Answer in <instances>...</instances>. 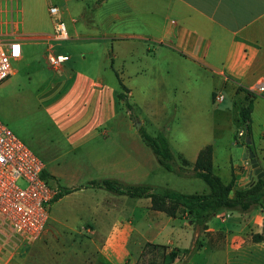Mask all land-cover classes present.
<instances>
[{
    "label": "crops",
    "instance_id": "obj_1",
    "mask_svg": "<svg viewBox=\"0 0 264 264\" xmlns=\"http://www.w3.org/2000/svg\"><path fill=\"white\" fill-rule=\"evenodd\" d=\"M52 1L0 0V36H18L21 45L30 42L44 46L43 53H38L43 58L49 48L69 55V59L56 68L50 66L45 58L52 71L46 76L50 81L48 87L42 88L43 75L38 74L37 77V86L41 87L37 92H43L41 101L55 113L52 116L56 128L52 132L54 137L46 143L47 151L52 153L49 162H44L47 179L50 177L48 183L59 190L62 186H80L57 200L87 189L101 188L91 184L92 180L116 178L127 183H146L154 170L160 171L158 168L162 164L139 133L140 126H151L154 120L142 112L149 111L162 119L167 117V112L180 107L179 110L185 113L183 125L187 129L201 127L209 121L213 125V110L227 113L234 123L235 99L244 98L246 90L264 80V0H110L107 14L110 22L139 21L141 30L136 26L130 28L114 24L79 25L74 13L80 10L81 2L65 0L66 14L64 11L61 13L68 38L63 40L49 36L53 22L45 23L42 15L45 11L49 14L48 7ZM18 14L22 16L20 19L16 16ZM24 15L30 17L28 23ZM20 26L26 28L25 31L40 33L37 36L42 38L24 41ZM152 41L158 43L157 47L150 46ZM78 46L94 48L78 50ZM135 46H141L136 57ZM147 51L158 52L159 55L164 53L168 57L159 65L163 62L171 65L175 58H185L197 66L186 74L188 81L181 85L185 88L180 87V91L173 88V98L165 89L169 68L164 74L160 68L156 74L151 71ZM23 57L22 47L21 56L13 60H22ZM11 77L10 71L0 82V90ZM151 77L160 87L153 95L150 93ZM198 87L203 88L200 102L195 94ZM218 90L223 92L224 98L227 95L231 99V107L218 109L217 105L214 106L213 94ZM120 92L126 94L131 105L125 114L120 113L126 106L124 99L119 97ZM135 110L140 112L138 116L127 118ZM196 111L205 112L199 117L200 124ZM250 118L253 151L264 170V90L256 93ZM137 120L139 126L135 125ZM183 140L182 147L173 148L168 139L179 163L184 159L191 168L199 150L211 144L214 172L224 176V179L220 176L224 182L232 178L236 183L248 181V164H244L243 158L241 163L230 162L231 167L226 166L224 174L220 168L216 170L220 166L222 143L214 145V142L202 141L198 135ZM107 192L105 200L86 206L89 214L83 220V229L88 235L97 237L102 235L97 225H105L108 233L103 239L114 236L122 242L129 233L144 226L152 228L156 221V234L162 235V240H147L144 246L150 243L165 247V250L161 261L155 262L151 258L156 249L145 251L143 246L142 253L147 259L141 264H264V238L254 240L252 237L254 233L263 232L264 211L260 205L247 210L221 209L208 218L204 228H200L191 222L186 212L167 216L164 211L151 209L149 197H131L135 198L134 201L125 203L130 210L120 220L119 202L115 196L118 193ZM48 232L49 226L44 231V240L33 243L32 258L36 252L45 251ZM30 240L19 241L23 244ZM110 246L116 244L111 240ZM97 251L101 259H108L100 248ZM169 251H176L177 255L164 262V255ZM14 255L7 257V264ZM91 261L87 263L91 264ZM96 261L104 264L103 260Z\"/></svg>",
    "mask_w": 264,
    "mask_h": 264
},
{
    "label": "rangeland",
    "instance_id": "obj_2",
    "mask_svg": "<svg viewBox=\"0 0 264 264\" xmlns=\"http://www.w3.org/2000/svg\"><path fill=\"white\" fill-rule=\"evenodd\" d=\"M75 1L81 2L80 10L74 13V18L77 20L76 23L79 25L101 26L114 24L117 26L126 25L130 28L136 26L137 30L142 29V24L139 21L110 22L109 17L107 16L110 10V0H105V2H102V0ZM71 2L72 0L69 1V3ZM101 2L102 4L97 6ZM50 5H56L58 13L51 15L50 12L49 14L46 11L43 12L42 15L45 23H54L56 19H62L64 21L61 11H64L66 14V11L64 10L66 8L65 0H53ZM16 16L19 19L22 17L20 14ZM28 19H30V17L24 15L26 23H28ZM20 30H22L20 33L22 32L24 35V41H32L34 39L42 38L37 36L40 33L25 31L26 28L22 29L21 26ZM48 32L52 33V31ZM157 45V42H150V46L152 48L157 47ZM22 47L24 55L23 59L11 60V80L8 84H6V86L3 85L0 90V120L29 149L39 156L43 162L48 163V158L52 151H47L46 143L50 138L54 137L52 132L56 130V128L52 116H54L55 113L53 110L46 108L45 103H42L41 96L43 95V92H37V88L40 87L37 86V77L38 74L43 75L45 78L42 82V88L48 87L50 81L48 78L46 79V76L50 75L52 71L45 61V58L38 55L40 52L43 53L45 48L44 46L24 42ZM81 48L88 50L94 48V46L77 47L78 50ZM139 49H141V46L134 47L135 57L139 54ZM147 53L150 55L148 58V66L151 68V71L154 70L153 72L155 74L158 72L159 68L163 74L169 68V73H166L169 77L167 78L165 89L170 93L169 95L172 96V98L174 96L173 88L177 87L178 91H180V87L185 88L181 85H185L188 81L185 79L189 78V76L186 77V74H189L191 70L193 71V69H197L195 64L185 58H175V63H172L171 65L168 63L163 64L164 62L159 65V62L166 61L164 58L168 57H166L164 53L160 55L158 52L153 53V51H147ZM89 56L90 55L88 54L87 57L89 58ZM81 66H86V64ZM198 70L201 71L200 68ZM192 81L193 80L191 79V82ZM150 85L151 95L158 90L157 88L160 89V87L156 86V82L153 81L152 77ZM202 89V87H198V90L195 92L199 102L202 100ZM179 94H181V92H178V95ZM210 105L212 107L217 105L218 109H225L226 106L231 107V99L226 95L222 101L215 103L214 106L210 101ZM179 108L176 111L167 112V117L162 119L159 118L158 115H151V112L149 111L142 112V114L147 117H151L154 120L151 126L147 125L146 128L142 127L152 135H156L158 133L165 134V136L170 139L173 148L182 147L183 145L181 143H185L183 138L193 139L196 135H198L202 141L214 142V145H220L222 143L223 150H220V166L216 168V170L220 168L222 174L225 173L226 166L230 169V162H243L242 154L246 149V145L245 128L242 125H237L235 122L232 123L231 120H229L227 113L216 112L218 110H213V114L215 116L213 125H210L212 123L209 121L208 123L204 122L201 127L199 125V127L187 129L183 125L185 122V113L180 111ZM125 111H127L126 106L123 107L120 113L125 114ZM139 113V111L135 110L131 113V115L128 114L127 118L130 116L131 118H136ZM203 113L205 112H195V116L198 118L197 120L199 121V124L201 123V118L199 119V117L202 116ZM208 113L210 114V112ZM240 129H243L244 135H238V131ZM177 162L179 163L178 160ZM59 166L61 167V165ZM158 169H160V171L154 170L148 177L146 183L154 184L156 186L167 185L174 189L188 193L195 191L200 192L208 189L206 182L201 178L190 174H177L174 171L165 169L162 165ZM49 178L50 177H48V179ZM222 178L224 179V176H222ZM57 190L59 191L58 187ZM106 193L109 192H107L104 188H91L85 190V192H79L69 196L67 195L60 200L50 202L48 204V210L50 209L48 213L49 217L45 225V229L49 226L47 238L48 245L45 251L40 250L36 252V255H34L33 258L32 245L37 241L44 240L45 229L38 238L20 244L19 239H16L8 227H0V248L2 250L0 252L1 258L6 260L10 254H15L9 264H88L87 262L90 260H92L90 262L91 264H98L96 260L100 262L103 260L102 262L104 264H141L143 260L145 261V259H147L146 255L142 253L144 243L147 240H150L151 242H160L162 240V235L156 234V228L158 226L156 221L152 228H145L144 226V228L139 231L129 233L125 241L122 242L118 239L116 240L114 236H111V238H108L107 236L103 239V237L108 233L107 226L105 225H97L100 227L102 232V235H98L97 237L88 235L83 229V220H85L89 214V209L86 210V206L91 205V202L95 203L105 200L107 197ZM115 196L119 202L118 208L121 212L119 219L121 220L123 214L130 210L129 206L125 203L131 202L132 200L134 201L135 198H131L125 194H115ZM87 227L88 226L85 225V228ZM111 240L114 244H116V246H110ZM99 248L105 253L108 259L100 258L97 251ZM151 248L156 249V253L151 259H154L155 262L161 261V256L163 255L165 247L153 244L151 245L150 243H146L144 246L145 251H148Z\"/></svg>",
    "mask_w": 264,
    "mask_h": 264
},
{
    "label": "trees",
    "instance_id": "obj_3",
    "mask_svg": "<svg viewBox=\"0 0 264 264\" xmlns=\"http://www.w3.org/2000/svg\"><path fill=\"white\" fill-rule=\"evenodd\" d=\"M121 87L126 90L125 85L122 83ZM255 96V92L246 90L244 98L235 99L233 102V106L236 108L234 122L237 125H242L244 128L247 126L248 129H245V135L251 134L250 114L252 101ZM119 97L124 99L127 108L131 107L130 103L126 100L124 92H120ZM139 133L153 150L157 161L166 169L174 171L177 174H190L201 178L206 182L208 189L188 193L167 186L156 188L154 185L145 182L127 183L116 178L92 180L90 181L91 184L130 197H149L151 209L164 211L170 216H176L179 212H186L191 222L200 228H204L208 218L221 209L238 208L240 210H247L252 206L260 205L264 211V175L254 178L253 181H246L244 183H236L233 178L228 182H224L213 170L211 144H206L199 150L190 168L184 159L182 163L177 162L165 134L158 133L152 135L142 126L139 127ZM246 146L254 149L252 143ZM41 175L48 182L45 168H43ZM78 188H80L78 185L62 186L53 195L50 202L56 201L64 194ZM252 237L254 240L263 239L264 228L262 233H254ZM189 250L188 248L187 251ZM176 255V251H169L164 255V262L171 261Z\"/></svg>",
    "mask_w": 264,
    "mask_h": 264
},
{
    "label": "built area",
    "instance_id": "obj_4",
    "mask_svg": "<svg viewBox=\"0 0 264 264\" xmlns=\"http://www.w3.org/2000/svg\"><path fill=\"white\" fill-rule=\"evenodd\" d=\"M49 12L51 15L57 14V6L50 5ZM49 36L55 40L68 38L62 19L54 21ZM21 54L22 45L18 36H0V82L9 75L11 60L19 58ZM45 58L50 66L56 68L69 59V55L49 48ZM251 90L255 93L263 91L264 80ZM223 98L220 91L213 94L215 103ZM238 135H244L243 129L238 131ZM244 164H248V160H244ZM43 168L42 159L0 120V227H8L16 239H36L45 229L48 204L58 190L43 178ZM0 259V264H7V259L3 260L1 256Z\"/></svg>",
    "mask_w": 264,
    "mask_h": 264
},
{
    "label": "water",
    "instance_id": "obj_5",
    "mask_svg": "<svg viewBox=\"0 0 264 264\" xmlns=\"http://www.w3.org/2000/svg\"><path fill=\"white\" fill-rule=\"evenodd\" d=\"M136 125L139 126V121H136ZM245 129L246 130L248 129L247 126ZM251 143H252V139L250 134H246L245 144L250 145ZM242 158L244 160H248V166H247L248 181H253L254 178H259L262 175H264V170L260 167L257 157L251 147L246 146V149L242 154Z\"/></svg>",
    "mask_w": 264,
    "mask_h": 264
}]
</instances>
